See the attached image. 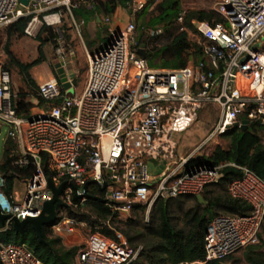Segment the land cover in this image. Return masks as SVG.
Masks as SVG:
<instances>
[{
	"label": "built area",
	"instance_id": "1",
	"mask_svg": "<svg viewBox=\"0 0 264 264\" xmlns=\"http://www.w3.org/2000/svg\"><path fill=\"white\" fill-rule=\"evenodd\" d=\"M28 1L26 7L20 0H0V28L31 17L25 34L34 38L39 15L52 12L44 21L61 33L62 9L72 13L88 2ZM129 5L131 18L123 27L104 19L108 43L89 57L87 82L79 94L69 97L53 77L38 89L43 110L20 116L12 76L1 68L0 123L9 128L8 138L18 147L12 154L13 167L29 172L17 179L25 186L22 203H14L13 195L9 199L12 218L7 228L13 227V218L22 221L43 214L45 204L54 198L50 181L56 189L64 185L60 199L67 206L57 205V222L50 226L60 235L85 226L64 214L92 198L93 188L112 217L125 221L135 206H142L149 221L160 200L198 197L221 180L226 165L198 162L211 157L215 151L209 148L237 123L242 126V117L264 123V0H219L216 11L222 22H192L204 59L177 69L153 67L139 55L135 17L146 3L132 0ZM186 14L182 11L177 18L181 32H188ZM162 34L159 28L150 36ZM56 42V54L72 82L63 35ZM206 111L216 113L212 129L200 143L182 151L185 144L179 136ZM150 163L162 171L152 172ZM238 168L243 175L229 185V193L250 204L253 212L214 218L205 235L206 259L199 264L222 261L261 244L264 180L246 167ZM142 250L132 248L122 234L114 240L96 231L74 264H133ZM0 263L43 264L26 245L13 242L0 243Z\"/></svg>",
	"mask_w": 264,
	"mask_h": 264
},
{
	"label": "trees",
	"instance_id": "2",
	"mask_svg": "<svg viewBox=\"0 0 264 264\" xmlns=\"http://www.w3.org/2000/svg\"><path fill=\"white\" fill-rule=\"evenodd\" d=\"M79 2V1H78ZM77 2V3H78ZM132 0H97L94 2L91 14L111 18L119 7L128 8ZM155 4L154 15L142 28L149 29L137 35L138 45H145L147 60L153 67L183 68L190 62L192 52L194 62L204 59L202 49L193 43L190 36L196 34L193 21L219 23L223 18L216 11H195L186 14L184 25L188 32H181L177 18L182 12L180 0H150L142 9L140 15L146 13L147 8ZM73 9L75 15L82 13L81 6ZM31 17H25L13 23L8 31L10 43L5 47L8 56L3 69L11 74L12 69L18 71L26 87L15 92L14 104L20 116L29 117L33 103L30 97H38L39 86L31 77V70L45 61L43 48H38L39 59L32 63H22L11 50V40L15 36L24 37V32ZM137 24V23H136ZM162 28L163 34L151 37L152 30ZM51 28H43L37 40H51L57 35H47ZM138 31V27H137ZM64 33V31H62ZM148 32V33H147ZM57 72V70H55ZM60 82L59 75L55 73ZM12 76V75H11ZM61 84V83H60ZM62 86V85H61ZM40 100V99H39ZM247 116L242 121H247ZM264 130V123L249 121V125L235 127L224 136L229 139L228 150L218 148L214 154L200 160V165H226L222 170L221 180L209 185L202 196V204L197 196H181L174 199L160 200L153 208L149 221L146 220L145 208L135 206L131 218L121 221L112 217L109 206L96 198L99 193L92 189V198L84 205H78L67 210L69 218L88 225L94 232L99 231L108 238L117 239V232L125 237L132 248L142 247L139 259L133 264H199L206 259L205 235L212 220L218 216H249L253 209L245 201L234 199L229 193V185L242 177L238 167H246L264 180V142L260 131ZM16 143L8 138L4 149L3 161L0 163V174L3 180L2 192L10 199L14 192V184L21 176L29 172L19 171L13 167L12 154H16ZM48 176L50 171L46 167ZM234 164L238 167L231 166ZM50 226L43 228V234L48 245L42 244L36 232L28 226L22 234H17L13 227L7 228L0 223V243H16L26 245L43 264H74L78 254L77 248H66L60 237L50 238ZM261 245L248 247L244 250L248 264H264V251ZM232 256L228 257L230 259ZM207 264H222L225 260ZM1 264V263H0Z\"/></svg>",
	"mask_w": 264,
	"mask_h": 264
},
{
	"label": "rangeland",
	"instance_id": "3",
	"mask_svg": "<svg viewBox=\"0 0 264 264\" xmlns=\"http://www.w3.org/2000/svg\"><path fill=\"white\" fill-rule=\"evenodd\" d=\"M79 0H71L72 4H77ZM87 1H92V0H87ZM146 5L150 0H144ZM219 0H180L181 2V10L186 11L187 13L189 12H195V11H216L217 9V4ZM130 6V5H129ZM154 7L155 4L152 3L146 10V13L140 15L142 11H140L136 17V23L138 27L137 35L146 33L145 31L149 32V29L147 28H142L144 27L145 23L153 17L154 15ZM63 11V17H62V24L59 25V27H62V25H65L66 22V16H70V12L66 11L65 9H62ZM217 12V11H216ZM52 13L48 12L46 14H40L39 15V22L37 23V30H36V35L34 38L28 37L25 32H24V37H18L15 36L11 40V50L16 53L17 57H20L22 62L25 63H30L33 62L37 59H39V53H38V47L43 48V52L45 55V62L46 64L51 68L52 74L54 77H56L55 73H57L56 70V65L61 63L60 57L56 54V49H57V42L56 39L59 36V34L63 35L66 41V34L60 31L61 33H57L55 29L51 26H48L46 22L44 21V16ZM15 23V22H14ZM29 23V22H28ZM12 24L5 26L3 28H0V63L6 65L8 61V56L5 52V47L7 46L8 43H10V40L8 39V31L10 29ZM28 26V24H27ZM27 28V27H26ZM43 28H51V31L48 32L47 35H51V33L54 35L58 34L57 36L53 37L51 40L48 38H44L46 36H43V41L39 42L37 40L40 32L42 31ZM62 29V28H61ZM142 32V33H141ZM147 32V33H148ZM106 33V31H105ZM30 39H33L35 41L31 42ZM190 39L192 40L193 43L198 42V37L195 35H191ZM30 41V42H29ZM67 45V44H66ZM69 48L66 47V59L69 62L68 69L72 70L73 67L77 71V84L75 87H73L71 90L67 92V95L69 97L74 96L76 93H81L88 78V61L86 62L83 58L78 57V60L71 59L69 56ZM195 55L192 52L190 61H194ZM75 60V61H74ZM11 75H12V80L14 82V88L16 92L22 90L25 88V84L23 83L21 77L18 74V71L16 69L11 70ZM216 120V113L215 112H209L206 111L204 112L200 118L199 121L194 125V127L189 131L191 132L189 135H181L179 136V139L182 141V143L185 144L182 147V151H187L190 145L200 143L204 137L210 132L212 129L214 123ZM0 127L2 128L0 131V163L3 161L4 157V148H5V143L6 140L8 139V132L9 128L7 126H2L0 123ZM260 135L263 139L264 142V130L260 131ZM229 139L223 136L221 140L219 141L218 144L211 146L209 148V151H215L218 148L228 150L229 147ZM206 157V156H205ZM151 171L154 173H160L163 169V167H158L156 168L153 163H150ZM2 188H0L1 190ZM25 194V186L22 181L16 180L14 184V192H13V198H14V203L16 204H21L22 200L24 198ZM0 206L2 207L4 213L8 214L11 210L12 207V202L7 198L3 193H0ZM68 215L64 214V217ZM119 220H117L118 222ZM51 233H50V238H56V237H62L60 234H58L53 228H51ZM75 230L76 233L74 234L73 237H68L65 238L68 239L66 240L67 245L69 248H77L78 251L82 250L85 248L86 243L92 233L94 231L85 224V226L80 225L78 228ZM121 234V232H117ZM261 235L263 236V251H264V224L262 226L261 230ZM64 239V238H63ZM261 245V244H260ZM246 250H241L240 252L236 253L233 255L230 259L225 260L222 264H248L245 260V253Z\"/></svg>",
	"mask_w": 264,
	"mask_h": 264
},
{
	"label": "crops",
	"instance_id": "4",
	"mask_svg": "<svg viewBox=\"0 0 264 264\" xmlns=\"http://www.w3.org/2000/svg\"><path fill=\"white\" fill-rule=\"evenodd\" d=\"M95 1L97 0L88 1L86 4L82 5L81 10L85 9V11H82V13L78 15H75L74 12L70 13V16L68 17L66 16L67 19H66L65 25H62V27H58L60 30L64 31V33L67 36L66 43H67V47L69 48V53H70L69 56L71 57V59L78 60V57L80 55V57L83 58L86 62L87 61L89 62V57L98 53L100 48L104 44L108 43V33H107V27L104 24V16L103 15L98 16L96 14L94 15V14H91L90 12L91 9L93 8ZM101 1H107V0H101ZM140 1H144V0H140ZM130 18H131V13H130L129 7L128 8L119 7L117 12L112 16V23L116 28H121L129 21ZM82 22L84 24H82ZM61 24H62V20H61ZM79 26L80 28H78ZM79 29H80V32H79ZM29 40L35 43L33 39L29 38ZM15 56H16V53H15ZM17 58L19 60L21 59L20 57H17ZM22 63H25V62H22ZM3 66L4 64L0 63V71H1V68H3ZM30 73H31L32 79L35 81V83L38 86H40L47 80L54 77V75L52 74L51 68L46 64L45 61L42 62L40 65L35 66L31 70ZM68 75L71 80H74L77 77V71L75 70L74 67L72 70L68 71ZM30 101L33 103V108L31 109L30 116L40 113L45 107L44 103L41 100H39L38 97L36 98V97L31 96ZM1 129L2 128L0 127V131ZM190 133L191 132H188L186 134L189 135ZM1 180H2V177H1ZM2 186H3V183L0 185V188H2ZM0 193H3L2 189L0 190ZM76 231L77 230L73 232H69V233L66 232L60 235L62 236L61 237L62 243L66 248H69L66 240L69 239L68 237H73ZM65 238H68V239L65 240Z\"/></svg>",
	"mask_w": 264,
	"mask_h": 264
},
{
	"label": "water",
	"instance_id": "5",
	"mask_svg": "<svg viewBox=\"0 0 264 264\" xmlns=\"http://www.w3.org/2000/svg\"><path fill=\"white\" fill-rule=\"evenodd\" d=\"M20 1L26 7L29 5L28 0ZM138 53L142 58L147 59V51L145 45H141ZM56 70L60 78V83L66 92L76 86L77 79H74L72 82H70L67 73L65 72V69L61 64L56 65ZM247 125H249V121H243L241 127ZM239 126L240 123H237L236 127ZM49 185L54 190V198L45 204L43 214L39 218H28L22 221L17 218H13V229L17 234H22L28 226H31L32 229L36 232L40 242L46 245H48V242L44 237L43 228L54 225L57 222V205H59L60 207L67 206L60 199V195L62 193L64 185H62L59 189H56L54 183H52L51 181L49 182ZM78 199L79 197L76 196L75 200ZM198 199L202 204H205V200L202 195L198 196ZM11 218L12 216L4 213L2 207L0 206V223L2 225H6Z\"/></svg>",
	"mask_w": 264,
	"mask_h": 264
}]
</instances>
